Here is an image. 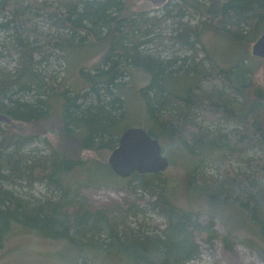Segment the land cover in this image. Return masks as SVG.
<instances>
[{
    "label": "trees",
    "instance_id": "obj_1",
    "mask_svg": "<svg viewBox=\"0 0 264 264\" xmlns=\"http://www.w3.org/2000/svg\"><path fill=\"white\" fill-rule=\"evenodd\" d=\"M56 1L57 7L46 6L47 14L67 36L48 42L67 53L69 64L77 66V51L80 54L88 46L97 44L104 50L93 69L80 68L85 91L72 96L67 95L68 89L56 93L62 95V141L49 154L23 152L24 145L40 134L5 133L0 119V253L17 226L72 245L93 244L106 257L124 264H186L200 253L198 232L217 236L213 215L202 222L173 201L161 181L163 172H134L122 178L108 163L107 156L124 130L121 124L128 109L121 92L133 69L149 74L141 87L149 133L160 142L178 140L189 152L193 166L187 173V189L215 203L237 206L264 242V81L256 79L257 65L250 58L242 57L232 65L218 63L204 39L212 31L237 43L256 40L264 31V0L169 1L160 18L131 10L127 0ZM42 5L36 0H0V16L5 19L0 28L8 32L11 50L20 61L16 73L0 70V116L30 123H45L51 117V105L44 97L51 96V87L37 68L42 60L36 58L39 47L32 40L42 36L28 16L32 7ZM196 13L198 23L184 20ZM169 18L179 25L165 38L185 52L163 57L152 53L146 43L159 44L163 36L152 35L150 27ZM31 93L35 99L24 98ZM200 115L236 126L229 132L204 126L197 122ZM84 151L100 156L86 158ZM249 152L254 154L244 159L248 170H235L231 160H241ZM209 161L218 167L216 177L203 173ZM77 169L93 171V178L90 173L86 180L70 177ZM100 173L113 177L111 184L127 179L133 193L155 195L152 206L167 220L159 234L149 235L126 224L129 216L143 212L136 203L125 213L94 206L85 190L96 181L107 183L97 177ZM36 183L44 185L46 197L28 198L7 186ZM103 235L105 243L100 241Z\"/></svg>",
    "mask_w": 264,
    "mask_h": 264
},
{
    "label": "rangeland",
    "instance_id": "obj_2",
    "mask_svg": "<svg viewBox=\"0 0 264 264\" xmlns=\"http://www.w3.org/2000/svg\"><path fill=\"white\" fill-rule=\"evenodd\" d=\"M36 1L41 2L42 7H32L28 16L37 33L42 36V39L34 37L32 40L39 47L38 53L35 54L36 58L42 60L37 68L42 75H45L47 87H51L49 90L51 96H44L51 105V117L45 123L19 121L10 116H0V119L5 133L40 134L22 148L23 152L39 156L49 154L51 147L57 146L62 141L59 132L60 119L63 114L62 95L56 93L68 89L67 95L72 96L79 91V93L85 91L83 84L80 83V68L87 71L93 69L100 61L104 49L96 44L94 47L84 48L80 54L77 51V57H75L79 64L71 66L65 56L67 53L48 42L49 39L56 41L58 38L67 36V31L57 28L47 14L46 6L57 7V1ZM127 1L131 10L145 11L149 17L157 16L158 18L164 15L162 8L165 3L176 2V0ZM3 18L0 16V21L5 20ZM199 18V14L196 13L193 17L185 16L184 20L196 24ZM178 25L172 21V18H169L160 24L151 26L152 35L163 36V38L159 40V44L155 42L146 43V48L163 57L185 52L179 45L165 38L173 34ZM204 39L210 56L218 63L232 65L242 57L250 58L252 63L257 65L256 79L264 81V58L252 54V46L255 40L237 43L212 31L205 33ZM76 49L77 47L74 50ZM200 56L202 57L203 53ZM19 67V54L11 50L8 32L0 28V70L16 73ZM130 75L123 81L124 85L121 92L125 96L128 109V114L124 117L121 126L124 129L128 127L148 129L147 111L141 95V87L149 81V74L142 69H133ZM206 84L207 82L202 83V85ZM24 98L35 99V96L31 93ZM197 122L226 132L231 131L236 126L234 122H227L224 119L210 122L202 115L198 116ZM2 134L0 133V140ZM161 143L164 153L171 161L169 168L162 173L161 177L168 195L179 207L196 213L200 221L207 222L210 215H213L215 220L214 229L217 231V236L210 238L206 231L198 232L196 241L200 253L186 264H264V242L260 239L255 226L250 224L249 220L247 221L244 211L232 204L215 203L206 196L187 189V173L193 166L192 163L190 164L191 158L188 150L183 148L178 140L161 139ZM253 154V152H249L241 160L232 159L231 164L234 169L248 170L244 159ZM83 155L86 158L96 159L100 153L84 151ZM89 173L87 169H77L70 174V177L86 180ZM203 173L216 177L218 167L212 161L206 162ZM90 177L93 178V171H91ZM97 177L107 183L99 184L100 182L96 181L94 185L85 190L86 194L93 200L95 207L110 208L116 212L123 211L125 213L129 205L136 203L143 209V212L138 216H129L126 219L127 225L140 227L149 235L159 234L160 230L166 226V218L152 206V202L156 199L155 195L140 190L133 193L128 187L127 179L122 181L119 178V182L111 184L110 180L113 177L104 176L102 173ZM261 180L264 183V172L261 175ZM7 186L19 195L28 198H43L49 194L41 183H36L33 187L8 184ZM158 190L159 188L155 193ZM100 241L105 243V235L100 238ZM84 245L85 243L72 245L62 239H51L37 231L17 226L5 239L4 248L0 253V264H124L118 259L106 257L103 252L93 247V244Z\"/></svg>",
    "mask_w": 264,
    "mask_h": 264
},
{
    "label": "water",
    "instance_id": "obj_3",
    "mask_svg": "<svg viewBox=\"0 0 264 264\" xmlns=\"http://www.w3.org/2000/svg\"><path fill=\"white\" fill-rule=\"evenodd\" d=\"M252 54L264 58V31L254 41ZM108 163L118 176L128 178L134 172H165L171 162L161 142L146 128L128 127L122 131L118 145L109 155Z\"/></svg>",
    "mask_w": 264,
    "mask_h": 264
},
{
    "label": "bare ground",
    "instance_id": "obj_4",
    "mask_svg": "<svg viewBox=\"0 0 264 264\" xmlns=\"http://www.w3.org/2000/svg\"><path fill=\"white\" fill-rule=\"evenodd\" d=\"M232 41H233V39H232ZM148 72V71H147ZM131 76V75H130ZM90 173H91V171H89ZM104 183V182H103ZM246 217V216H245ZM252 224V223H251Z\"/></svg>",
    "mask_w": 264,
    "mask_h": 264
}]
</instances>
